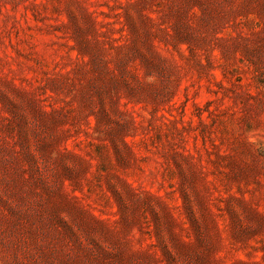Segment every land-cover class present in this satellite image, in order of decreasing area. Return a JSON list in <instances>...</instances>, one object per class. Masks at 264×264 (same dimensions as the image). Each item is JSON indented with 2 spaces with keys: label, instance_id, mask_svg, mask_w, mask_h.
Here are the masks:
<instances>
[{
  "label": "rangeland",
  "instance_id": "374dc122",
  "mask_svg": "<svg viewBox=\"0 0 264 264\" xmlns=\"http://www.w3.org/2000/svg\"><path fill=\"white\" fill-rule=\"evenodd\" d=\"M0 264H264V0H0Z\"/></svg>",
  "mask_w": 264,
  "mask_h": 264
},
{
  "label": "clouds",
  "instance_id": "9594fccd",
  "mask_svg": "<svg viewBox=\"0 0 264 264\" xmlns=\"http://www.w3.org/2000/svg\"><path fill=\"white\" fill-rule=\"evenodd\" d=\"M249 142H250V143H255V140H250Z\"/></svg>",
  "mask_w": 264,
  "mask_h": 264
}]
</instances>
